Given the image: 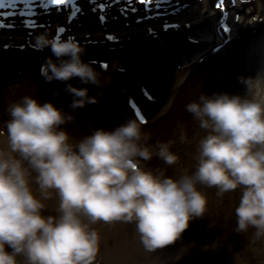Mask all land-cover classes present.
I'll list each match as a JSON object with an SVG mask.
<instances>
[{
  "label": "clouds",
  "instance_id": "obj_1",
  "mask_svg": "<svg viewBox=\"0 0 264 264\" xmlns=\"http://www.w3.org/2000/svg\"><path fill=\"white\" fill-rule=\"evenodd\" d=\"M33 47L51 51L41 67L47 82L79 78L100 86L75 38L41 32ZM241 81L243 96L201 94L185 106L204 135L194 170L173 176L147 165L154 158L177 165L175 140L150 143L137 118L76 139L62 127L74 115L32 96L11 103L0 131V264H98L101 224L134 225L144 250L155 252L204 217V188L217 197L239 190L234 231L251 229L254 240H264V75ZM66 91L73 110L98 102L87 88L68 84ZM179 140L187 143L183 127Z\"/></svg>",
  "mask_w": 264,
  "mask_h": 264
},
{
  "label": "rangeland",
  "instance_id": "obj_2",
  "mask_svg": "<svg viewBox=\"0 0 264 264\" xmlns=\"http://www.w3.org/2000/svg\"><path fill=\"white\" fill-rule=\"evenodd\" d=\"M152 2V6L144 8L145 3H141V0H68L64 5L57 7L53 5L54 7L51 8L52 4L49 0H3V7H0V26H2L0 49L24 47L31 50L34 48L35 35L49 32L55 36L59 28L64 27L65 34L62 39L73 37L82 47H86L83 57L86 61L87 57L97 58L101 52L105 57L106 48L123 51L128 48L134 51L139 46L136 44L140 41L147 42L155 35L157 40L162 39L161 42L170 40L176 42V37L189 35L190 42L187 43L184 39L182 42L184 46H181V41L177 43L178 45L175 43L177 46L172 54V60L176 67L165 70L167 66L155 65L157 68L154 70L153 67L149 69L151 61L148 62L143 72L144 76L142 74L147 96L142 94L145 92L139 87L138 81L130 77L135 75L130 71L133 57L131 60L128 58L126 64H117L114 61L111 66L106 67L109 76H112L107 79L106 84L100 78L99 87L87 85L91 90L108 89L118 80L120 87L122 80L119 78L122 79L125 75L130 77L129 81L135 82L138 88L136 93L134 92L137 95L134 101L146 121L144 125L163 116L174 102L186 106L187 102L192 101L185 99V96H191L196 90V79L189 90L183 89L185 93L181 91L175 98L180 88L178 86L195 63L207 54L218 57V60L212 62L214 67L205 71L207 73H204V77L200 80L209 84L211 82L215 90L214 94L228 93L241 96L246 94L247 86L241 78L254 79L262 71L258 47L259 39L264 32V0H152ZM247 3L253 4L254 9L240 15V9ZM124 13L123 17H118ZM104 16L107 18L106 22L101 20ZM71 18L73 21H70ZM33 23L35 27H32ZM170 32H172L171 36H166ZM211 35L213 39L210 38ZM239 35L241 40L238 41L247 39L248 48L244 61L229 70L221 68L223 55L227 56V50L232 42H237ZM209 38L212 41H209ZM27 61L32 63L34 60L28 58ZM116 68L119 70V76L115 74ZM8 69H11L9 62H0V73L4 74ZM226 70L229 71L228 74L222 73ZM262 84L261 82V87ZM20 87L13 83L10 90ZM131 92L127 94L130 95ZM188 116L191 122L183 127L187 134V143H180L179 140L181 121L173 126L170 135L162 136L158 140L162 142L175 140L172 150L180 156L179 163L170 167L154 158L148 163V167L159 169L168 176L178 175L182 170L189 172L194 170L196 145L204 132L190 113ZM144 131H147L145 127ZM202 190L208 197L204 217L192 220L182 237L210 248L223 247L226 245V240H229L230 247L237 251L248 254L252 251V255L259 258L264 255V240H254L253 230L250 229L247 234H237L234 231L235 207L239 203L240 191L217 197L214 188ZM97 227L103 235L98 264H225L189 252L176 244L155 252H147L138 237L134 235L132 224H101Z\"/></svg>",
  "mask_w": 264,
  "mask_h": 264
},
{
  "label": "trees",
  "instance_id": "obj_3",
  "mask_svg": "<svg viewBox=\"0 0 264 264\" xmlns=\"http://www.w3.org/2000/svg\"><path fill=\"white\" fill-rule=\"evenodd\" d=\"M99 99L102 101V103H104V101L101 98H99ZM88 105H89L88 106L89 109L91 110L90 112L92 113L91 114V119L94 120L95 117H96V115H97L96 114V110L98 109V106L96 105V103H91V104H88ZM108 112H110V111H108ZM72 115H74V117H75L74 122H76V123H74V124H72L73 122L72 123H69V126H78V124H80L82 122V123H84V125L87 128H89L88 124L85 123V122H83V121H90V117L87 114H85V111H83V109H78V111L77 112H73ZM98 119L99 118L97 116V121H98Z\"/></svg>",
  "mask_w": 264,
  "mask_h": 264
},
{
  "label": "bare ground",
  "instance_id": "obj_4",
  "mask_svg": "<svg viewBox=\"0 0 264 264\" xmlns=\"http://www.w3.org/2000/svg\"><path fill=\"white\" fill-rule=\"evenodd\" d=\"M210 38L213 39V36L211 35ZM210 38H209V41H212V39H210ZM258 50H259V53H260V67H261V70H262V71H260V74L259 75H264V32L261 35V38L259 39V47H258ZM262 83H263L262 84V88H263L264 87V81H262ZM0 139H2V137H0ZM131 229L134 230V228H131ZM185 249H187V248H185ZM187 251L192 252V253H195V254L197 252L195 249H193V250L187 249ZM208 259L209 260H215V258L212 256V253L208 255ZM240 264H243V263H240Z\"/></svg>",
  "mask_w": 264,
  "mask_h": 264
},
{
  "label": "snow or ice",
  "instance_id": "obj_5",
  "mask_svg": "<svg viewBox=\"0 0 264 264\" xmlns=\"http://www.w3.org/2000/svg\"><path fill=\"white\" fill-rule=\"evenodd\" d=\"M68 2V0H50V3L51 4H54V5H64ZM145 2H150V0H141V3H145ZM0 7H3V0H0ZM2 27V26H0ZM32 27H35V23H33ZM223 31H228V29H222ZM59 32L60 33H64L65 32V28L64 27H60L59 28ZM109 39H112V37H109ZM104 67H107V65H104ZM137 115L139 116L140 120L142 122H146L144 120V117L142 115H140L139 112H137Z\"/></svg>",
  "mask_w": 264,
  "mask_h": 264
},
{
  "label": "water",
  "instance_id": "obj_6",
  "mask_svg": "<svg viewBox=\"0 0 264 264\" xmlns=\"http://www.w3.org/2000/svg\"><path fill=\"white\" fill-rule=\"evenodd\" d=\"M176 244H179L180 246H183V247H185V248H187V249H191V250H193V249H195L196 251H200V252H203V250H201V248H199V247H197V246H194V245H191V244H189V243H187V242H185V241H183V240H181V239H179V240H177L176 242H175ZM217 257H219V256H217ZM225 257H227L226 255L224 256H222V257H220V258H225ZM229 258V257H228Z\"/></svg>",
  "mask_w": 264,
  "mask_h": 264
}]
</instances>
